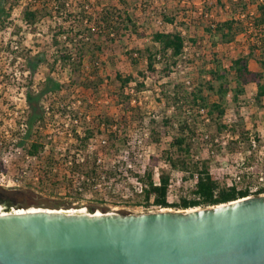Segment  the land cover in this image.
<instances>
[{
	"label": "built area",
	"instance_id": "1",
	"mask_svg": "<svg viewBox=\"0 0 264 264\" xmlns=\"http://www.w3.org/2000/svg\"><path fill=\"white\" fill-rule=\"evenodd\" d=\"M240 1L232 0L235 4ZM207 2L209 0L201 1L202 4ZM261 2L263 0H256L253 7L238 12L231 19L236 22V26L240 24L238 21H242L245 26L239 31L235 41L240 37H245V39L250 37L253 40L251 43L255 44L256 39H259L261 29L255 25L254 17L257 15L258 5ZM211 6L218 8L217 0ZM224 8L230 9V5L226 4ZM198 10L201 15L203 8ZM15 12L16 9L8 19H12L15 23L18 22L23 29L30 28L24 21L22 12L20 14H15ZM210 17H213V12ZM155 22L157 30L179 31L187 37L186 32L178 27V22L168 24L162 17L157 18ZM188 23L190 24V21ZM1 28L5 27H0L1 189L16 191L23 187L40 189L42 185L49 187L56 184L57 194L63 196L70 204L65 209L54 210H75L88 213L92 208L89 205L90 202L96 200L101 203L96 214L98 211L112 214L127 212V210L120 209L119 204L113 205L111 200L117 199L120 203H126L144 196L148 172H152L156 186L161 184V176L164 173L162 169H168L169 164L165 160L159 161L155 166L152 165L151 147H146L152 133L148 126L149 123L141 124L132 111L118 109L123 108V104L122 102L117 104V96L110 100L117 108V111L113 112L83 110L82 100L68 102L62 96L53 97L54 102L52 103L49 95H44L40 97L39 116L33 119V115L37 113L32 109L28 94L31 91L33 97H36L39 84L45 82L47 76L41 75L37 79L36 73L34 77H30L31 80L27 81L32 70L25 66L26 60L20 55L22 48L16 34L18 32H14L12 25L6 29H13V32L5 33ZM189 44L191 45L187 41L186 52ZM228 45L233 46L234 42ZM245 49L248 50V47ZM186 57L187 55L184 58ZM145 65L147 67L146 58ZM19 66L26 67L22 70L25 78L22 77ZM160 67L159 64L158 68ZM14 69L15 72H13ZM122 77L129 78L130 76ZM141 83L147 84L148 80L133 78L122 93L129 98L132 105L137 102L135 90ZM186 84L190 86L191 81L187 80ZM58 98H61L62 102L57 100ZM138 103L141 104V101ZM245 109L246 107L242 108V110ZM198 111L205 123H209L210 118L207 111ZM143 115L158 122L162 118L158 112L143 113ZM174 127L177 129L178 125L174 123ZM164 129V126L158 128L162 134H164ZM255 136H251L250 147L246 151L235 154L230 153L228 146L229 141L235 137L230 131L225 130L217 140L222 150L211 151L216 161H226L230 164L225 167L211 164L210 173L222 185L247 189L249 196L246 198L264 195V172L253 176L257 164L264 163V146L261 145V141L264 140V130L256 136L260 141H257ZM206 138V133H203L202 139L205 143ZM205 146L208 149L207 143ZM253 156L256 159L251 163L249 160ZM176 173L179 172L174 169L171 173H167L170 175L167 197L170 204L180 201L179 196L172 193L171 182ZM251 177L256 179L254 181L252 179L248 185L244 186V181L251 180ZM191 179H193L191 180L192 186H195L196 177ZM142 207L147 212L178 211L175 208Z\"/></svg>",
	"mask_w": 264,
	"mask_h": 264
},
{
	"label": "trees",
	"instance_id": "2",
	"mask_svg": "<svg viewBox=\"0 0 264 264\" xmlns=\"http://www.w3.org/2000/svg\"><path fill=\"white\" fill-rule=\"evenodd\" d=\"M18 1L20 0H14L10 4L9 0H0V27H3L7 22ZM27 1L22 17L30 28H34L35 31H42L40 21L45 18L49 19V55L52 53L49 56L50 71L46 81L39 84L36 97H33L31 91L28 94L32 109L37 113L33 115V119L38 117V113L41 111L39 108L40 97L49 95V99L53 103V97L66 94L65 84L52 74L55 71L54 69L57 71L58 68L65 67L78 73L89 58L93 59L98 52L103 51V40L115 42L117 37H129V34L143 37L144 32L141 30L151 27V18L146 16L147 18H144L143 21L141 19L140 23L139 19H136L137 16L129 10L133 5H136L138 0H117V5H120V7L116 5L105 6L97 0ZM148 1L151 0H141L140 8L145 9ZM229 2H232V0H229ZM240 2L245 10L255 4V0H241ZM217 3L218 5H224L223 0H217ZM189 9L193 11L195 8L192 9V6H190ZM177 15L176 13L174 15V13L161 12V17L168 24L177 22ZM200 16V19H204L206 14L202 13ZM187 20H189L188 17L185 21L179 23L187 26ZM195 22L197 21L195 20ZM254 23L261 29L260 46L262 48L257 60L262 67V72H254L249 68L250 60L257 57L255 53L257 46L251 43L249 52L235 59L229 69L217 59L216 56L218 55L213 51V56L206 59L208 64H211V68L201 70L200 78L193 79L190 86L186 82L181 84L176 82L173 84V90H166L170 84H162V95L166 97L165 106L174 108L173 117L178 125L170 143L171 148L163 152V157L172 169L179 170L191 178L196 177V184L190 196H183L178 203L170 204L167 198L170 175L164 172L161 176V184L156 186L150 171L146 178L147 188L145 189L144 204L142 206L146 208L188 210L197 207L219 206L249 196L247 189L222 185L210 173L209 165L213 158L215 159L211 151L218 152L222 150L217 140L225 130L230 131L235 137L229 141L228 146L231 153L239 151L240 143H244L249 148L251 136L259 134V132L254 133L250 130L246 120L238 113L235 114L232 123L226 122V117L230 114L228 99L230 93H233L232 104H239V101L246 95L247 87L252 83H256L258 85L256 102H262L264 98V0L258 5ZM203 28L209 35L211 45L215 47L219 43L227 44L234 41L240 31V25L236 26L234 20L217 24H214V22L207 23ZM151 40L152 45L134 50L138 57L147 59L146 69L140 72L142 79L149 78L160 84L162 81L171 78L173 71L179 68L181 62H185L189 66L195 63L190 60L188 64L184 57L187 55L186 42L189 41L191 46H195L198 44L196 38H187L179 31L153 30L151 31ZM132 54L134 53H129L133 57ZM133 61L137 63L136 60L133 59ZM159 64L161 65L160 68H158ZM38 66V61L34 64L31 63L30 69L35 72ZM116 80L119 81L123 93L125 87L133 81V77L123 78L120 74H117ZM233 82L236 83L235 88H231ZM93 87H97V84L84 82L85 89L88 90ZM215 96L217 99L213 100ZM246 101L245 99L242 103L245 104ZM117 103L120 104L121 102L118 101ZM122 104L123 109L129 110V101H124ZM198 110H206L210 118L209 123H204L205 129H203V133H206L207 136V143L211 146L210 154L212 156L207 158H200L199 156V143L202 139L200 117L202 118V116ZM166 123L169 124V121H166ZM256 140L260 141L257 137ZM153 161L157 162L158 159L153 158ZM249 183L250 180L247 179L246 185ZM15 202L26 209L34 205L38 207L48 206L43 202H38L31 195L23 193H16ZM137 205L141 206V204Z\"/></svg>",
	"mask_w": 264,
	"mask_h": 264
},
{
	"label": "rangeland",
	"instance_id": "3",
	"mask_svg": "<svg viewBox=\"0 0 264 264\" xmlns=\"http://www.w3.org/2000/svg\"><path fill=\"white\" fill-rule=\"evenodd\" d=\"M10 4L14 2V0H9ZM96 1V0H93ZM141 0H138L136 5H133L129 8L130 12L134 13L136 19H139L141 23L144 18H151V27L149 29L141 30L144 32L143 37L131 36L129 37H117L115 42H107L103 40V51L98 52L93 59L89 58L84 65L81 67L80 72L75 73L70 70V68H58L57 71L52 72V74L60 79L63 84H65L66 94L62 96L68 102H75L77 100H82L81 108L83 110L88 111H117L115 105H113L110 100L112 97L117 96L119 102L129 101V98L124 96L121 91V87L119 81L116 80V75L120 74L121 76H132L133 78H141L140 72L146 69L145 65V57H138L134 50L137 48H144L147 45H152L151 40V31L157 30L156 20L161 17V12L176 13L178 16L177 22L178 27L186 32L187 38H196L198 40V44L195 46H191L189 44V48L187 49V57L185 60L189 64L190 60H193L195 63L190 66L185 62H181L179 68L175 69L171 75V78L165 81H162L160 84L153 82L152 79H144L148 80V83L138 84L136 88V100L137 102L132 105L130 103L129 110L132 111L136 116L138 121L142 123H149V127L152 130L150 140L146 147H151L150 152L152 153V165L155 166L159 161H165L166 159L163 157V152L165 150L170 149V143L172 141L173 134L175 133L174 123L177 124V121L174 119V110L173 107H166L165 101L166 97L162 95L163 87L162 84H170L166 90H173L174 83H182L187 80L192 81L193 79H198L201 76L200 71L203 69L208 70L211 68V64H208L206 59L212 57V52L216 53L217 59H219L226 68H230L232 62L246 55V52H249V46L253 40L250 37H240L237 41L234 42L233 46H229L228 43H219L217 47L211 45L209 35L204 31L203 26L207 23H222L228 20H231L236 16V14L242 10H245L241 6V2L235 4L233 2H229V0H223L224 5H218V8L215 6H211L215 0H209V2L202 4V0H151L148 1V5H145V9L140 8ZM253 1V0H252ZM256 1V0H255ZM102 5L105 6H119L117 0H97ZM28 3L27 0L18 1L15 6L16 12L15 14H20L23 12L24 6ZM255 3V2H254ZM229 4L230 9H225V5ZM190 6H192L193 11H190ZM209 7V8H208ZM199 8H203V13L208 14L207 17L204 16V19H200ZM235 8V9H234ZM14 11V10H13ZM12 11V12H13ZM146 11V12H144ZM211 12H213V17H210ZM22 15V14H21ZM147 16V17H146ZM189 18L190 24L187 26L182 25L179 22L185 21L186 18ZM197 21L194 23V21ZM188 21V22H189ZM240 24V30L244 29V24L242 21H238ZM14 26V32L18 35V39L21 42L22 51L20 55H22L23 59L26 60V67H30L31 63H35L38 61V68L35 72L31 71V74L28 75L27 81L31 80L30 77H34L37 73L36 78L39 79L41 75L48 76L49 73V19H43L40 21V27H42V31H35L34 28H25L23 29L20 25L15 23L12 19L7 20V22L3 25L5 28H1L5 31V33L13 32V29H6L9 26ZM20 29L19 31H17ZM261 37V36H260ZM256 39L257 50L255 51L256 56L250 60V70L254 72H262V67L259 64L257 58L261 52V38ZM258 42V43H257ZM248 47V50L245 49ZM260 48V49H259ZM132 52L134 54L133 57L129 55ZM136 60L137 63H134ZM41 61V62H40ZM25 66H19L22 77L25 78L22 70H25ZM15 72V69L13 70ZM122 72V73H121ZM206 75L204 76V78ZM84 82H94L97 84V87H93L92 89H85ZM264 83V81H263ZM236 83L233 82L231 84V88H235ZM190 90V88H189ZM258 92V85L256 83L250 84L246 89V95L239 101V104H232L233 93L229 94V108L230 114L226 117L227 123H232L234 120L235 114H240L243 119L246 120L248 124V128L252 130L254 133H258L264 130V98L262 102H256V95ZM72 96V97H71ZM70 97V98H69ZM217 97H213V100H216ZM245 99L247 100L245 104ZM57 100L61 101V98ZM141 101V104L138 103ZM118 104V103H117ZM243 107H246L245 110H242ZM123 109V108H118ZM124 110V109H123ZM158 112L162 115V118L158 121L147 117H144L143 113H155ZM171 112V114H170ZM196 112V111H195ZM202 122L201 124V134H203L204 127V119L200 117ZM169 121V124L166 123ZM165 127L164 134H162L158 128ZM159 139V141H157ZM207 143V142H206ZM205 141L203 139L200 140L199 143V153L200 158H207L212 156L210 154L211 146L208 144V149L205 146ZM204 144V146H203ZM241 144L243 146L241 147ZM239 144V153L241 151H246L248 146L244 143ZM261 145L264 146V140L261 141ZM219 152V151H218ZM231 153V152H230ZM235 153V154H236ZM153 158L158 159V161H153ZM256 158L253 156L250 158V162H254ZM211 164H217L218 166L225 167L227 164L226 161L219 162L216 161V158L212 160ZM209 165V166H210ZM169 166V165H168ZM171 168L162 169V171L171 173ZM176 173L172 185V193L177 194L179 198L183 196H190L191 191L194 188L191 183V177L189 175H185L180 172ZM259 172H264V163L257 164L253 176H256ZM182 178V179H181ZM181 179V181H179ZM253 177H251L250 182ZM256 179V178H254ZM253 179V181H254ZM247 179L244 181V186L246 185ZM56 184L53 186L42 185L40 189L36 188H28L23 187L17 191L23 193L25 195H31V197L36 198L38 202H43L48 206L38 207L36 205L31 206L30 208H43V209H60L67 208L70 204L69 201H66L63 196L57 194ZM3 189V188H2ZM6 190V189H4ZM8 192H17L16 190H6ZM113 205L119 204L120 209L127 210V212L132 213H146L147 211L142 207L144 204V196L138 197L132 202H118L117 199L111 200ZM101 203L94 200L92 203L90 202L91 207L98 208ZM137 204H141L138 206ZM59 208H58V207ZM26 209V208H25ZM202 209V208H201ZM156 211V210H154ZM123 212V211H122Z\"/></svg>",
	"mask_w": 264,
	"mask_h": 264
},
{
	"label": "water",
	"instance_id": "4",
	"mask_svg": "<svg viewBox=\"0 0 264 264\" xmlns=\"http://www.w3.org/2000/svg\"><path fill=\"white\" fill-rule=\"evenodd\" d=\"M0 207V264H264V195L190 212Z\"/></svg>",
	"mask_w": 264,
	"mask_h": 264
},
{
	"label": "bare ground",
	"instance_id": "5",
	"mask_svg": "<svg viewBox=\"0 0 264 264\" xmlns=\"http://www.w3.org/2000/svg\"><path fill=\"white\" fill-rule=\"evenodd\" d=\"M40 210H47V211H52L53 209H43V208H29L28 211L30 212H35V211H40ZM195 210H199V209H192V210H188L187 212L190 211H195ZM27 210H19L18 212H26ZM60 212H70V213H85V212H79V211H75V210H61ZM0 214H5L3 207H0ZM102 213L100 211L97 212V215H101Z\"/></svg>",
	"mask_w": 264,
	"mask_h": 264
},
{
	"label": "flooded vegetation",
	"instance_id": "6",
	"mask_svg": "<svg viewBox=\"0 0 264 264\" xmlns=\"http://www.w3.org/2000/svg\"><path fill=\"white\" fill-rule=\"evenodd\" d=\"M15 192H8L0 188V203H4L8 200L15 201Z\"/></svg>",
	"mask_w": 264,
	"mask_h": 264
}]
</instances>
